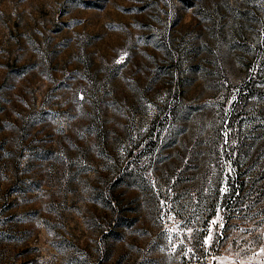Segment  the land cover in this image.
<instances>
[{"label": "rangeland", "instance_id": "rangeland-1", "mask_svg": "<svg viewBox=\"0 0 264 264\" xmlns=\"http://www.w3.org/2000/svg\"><path fill=\"white\" fill-rule=\"evenodd\" d=\"M0 264H264V0H0Z\"/></svg>", "mask_w": 264, "mask_h": 264}, {"label": "trees", "instance_id": "trees-1", "mask_svg": "<svg viewBox=\"0 0 264 264\" xmlns=\"http://www.w3.org/2000/svg\"><path fill=\"white\" fill-rule=\"evenodd\" d=\"M180 102L181 100H175L174 96L171 99L163 98L160 107H157V117L159 118L162 128H165L166 131L171 132L172 130H175L174 121L177 115L180 113ZM118 223H120V221H115V225ZM115 225L114 228L117 227Z\"/></svg>", "mask_w": 264, "mask_h": 264}]
</instances>
